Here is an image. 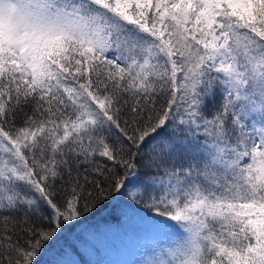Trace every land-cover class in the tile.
<instances>
[{"label":"snow or ice","instance_id":"snow-or-ice-1","mask_svg":"<svg viewBox=\"0 0 264 264\" xmlns=\"http://www.w3.org/2000/svg\"><path fill=\"white\" fill-rule=\"evenodd\" d=\"M120 197L145 264H264V0H0V264Z\"/></svg>","mask_w":264,"mask_h":264},{"label":"rangeland","instance_id":"rangeland-1","mask_svg":"<svg viewBox=\"0 0 264 264\" xmlns=\"http://www.w3.org/2000/svg\"><path fill=\"white\" fill-rule=\"evenodd\" d=\"M121 212L117 223L101 225L79 241L76 254H64L49 264L62 258L75 264H145L164 240L161 224L128 206Z\"/></svg>","mask_w":264,"mask_h":264},{"label":"trees","instance_id":"trees-1","mask_svg":"<svg viewBox=\"0 0 264 264\" xmlns=\"http://www.w3.org/2000/svg\"><path fill=\"white\" fill-rule=\"evenodd\" d=\"M211 106H209V113ZM124 206L134 208L142 215L150 218L156 224L172 223L165 218L156 214L154 209L145 207L143 204L134 203L125 197H120L106 201L95 212L85 215L80 220L72 224L70 227L65 228L60 235L54 240L46 250L41 264L52 263L53 260L61 257L67 250L69 253L76 254L78 242L81 241L88 233L93 232L99 226L107 223H117L121 217V210Z\"/></svg>","mask_w":264,"mask_h":264}]
</instances>
